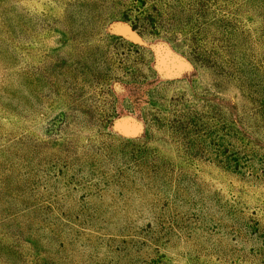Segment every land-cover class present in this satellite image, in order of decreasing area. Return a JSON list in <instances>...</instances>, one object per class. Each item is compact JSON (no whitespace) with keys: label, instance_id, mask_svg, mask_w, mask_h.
Masks as SVG:
<instances>
[{"label":"rangeland","instance_id":"rangeland-1","mask_svg":"<svg viewBox=\"0 0 264 264\" xmlns=\"http://www.w3.org/2000/svg\"><path fill=\"white\" fill-rule=\"evenodd\" d=\"M0 264H264V0H0Z\"/></svg>","mask_w":264,"mask_h":264}]
</instances>
